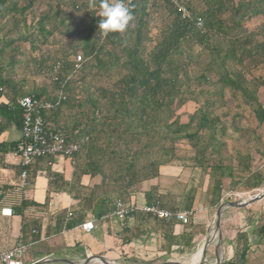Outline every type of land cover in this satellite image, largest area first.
<instances>
[{"label":"trees","instance_id":"16d2710c","mask_svg":"<svg viewBox=\"0 0 264 264\" xmlns=\"http://www.w3.org/2000/svg\"><path fill=\"white\" fill-rule=\"evenodd\" d=\"M179 1L189 10L190 20L180 18L171 0H132L133 19L126 31L103 36L98 0L95 7L92 0H0V27H19L29 20L42 43L58 47L36 71L53 91L41 87L24 96L54 105L63 85L65 101L41 115L44 120L46 114L65 117L50 128L60 129L68 140L86 139L71 157L72 186L82 175L101 176V183L84 196L93 217L108 206L107 187L121 201L142 182L157 177L160 167L174 160L182 141L191 144L196 163L209 165L214 184L209 195L218 200L220 181L232 171L222 163V139L248 133V126H241L242 114L227 110L222 117L219 109L233 103L244 106L258 126H264L259 99L264 90V0ZM69 9L81 12L86 21L72 20ZM197 18L201 28L195 26ZM77 55L82 57L78 67ZM56 62L61 67L53 81L47 75ZM7 83L0 77V87ZM188 102L197 109L182 121L179 110ZM256 144L264 158V144L258 139ZM243 169L250 174L247 188L263 185V174ZM82 216L71 217L69 223H81ZM243 254L224 264H242Z\"/></svg>","mask_w":264,"mask_h":264},{"label":"crops","instance_id":"0c3cea01","mask_svg":"<svg viewBox=\"0 0 264 264\" xmlns=\"http://www.w3.org/2000/svg\"><path fill=\"white\" fill-rule=\"evenodd\" d=\"M37 33L29 20L19 27H0V77L9 82L0 87V253L14 250L22 264H104L102 260L108 264H224L240 260L244 252L242 264H264V197L243 208L228 205L236 201L229 200L236 194H253L264 188V183L247 188L250 174L243 169L247 166L252 174L258 171L264 175L262 148L256 144L257 139L264 144V126L255 120L254 124L242 121L248 133H231L222 139L226 144L222 163L232 171L220 181L218 200L209 195L214 187L209 165L194 161L188 141L177 145L174 160L160 167L157 177L121 198L128 207L158 205L165 210L186 211L190 213L186 225L138 211L124 220L106 217L120 200L117 192L111 193V186L104 194L108 206L98 218L93 217L84 196L88 188L101 183V176L82 175L72 186L71 158L45 156L34 160L28 167V184L21 186L19 162L3 158L20 135L16 102L41 87L53 91L36 71L58 49L57 45L42 43ZM187 115L182 121H187ZM46 116L49 127L65 118ZM96 192L100 196V191ZM221 205L217 228L216 211ZM4 210H10V216ZM68 212L74 220L82 215L85 219L71 224L73 218L67 220ZM88 221L94 229L85 233L79 226Z\"/></svg>","mask_w":264,"mask_h":264},{"label":"built area","instance_id":"2783aa9c","mask_svg":"<svg viewBox=\"0 0 264 264\" xmlns=\"http://www.w3.org/2000/svg\"><path fill=\"white\" fill-rule=\"evenodd\" d=\"M127 6L130 7L132 0H125ZM171 3L176 8L181 19H191V14L187 7L179 0H171ZM197 28L202 27L200 18L195 20ZM77 67L82 61L81 55L75 56L74 59ZM61 67V62H56L52 67V71L48 74L51 80H57L56 73ZM66 97L63 94V85L56 93L54 105H59L65 101ZM17 105L21 110V125L20 135L18 141L15 143L14 148L6 152L3 156L4 159H16L23 170L20 173L21 186H27V173L26 168L37 158L45 156H60L70 159L74 154L80 152L86 142V139L81 137L76 140H68L60 129H53L45 125V120L41 115L42 110L51 109L54 105L50 102H41L35 100L31 96H23L18 99ZM258 193V192H257ZM252 196H248V199ZM150 213L160 220H175L182 225H186L190 220V213L186 211H168L160 208L158 205L145 206L142 208L125 206L120 200H116L110 212L105 215L106 217H113L118 220H124L132 216L135 212ZM7 216H10V210L2 211ZM104 216V217H105ZM72 213L68 212L67 220H70ZM80 229L89 233L94 229L92 222L88 221L81 224ZM0 264H22L18 260L16 252L8 251L0 253Z\"/></svg>","mask_w":264,"mask_h":264},{"label":"clouds","instance_id":"9594fccd","mask_svg":"<svg viewBox=\"0 0 264 264\" xmlns=\"http://www.w3.org/2000/svg\"><path fill=\"white\" fill-rule=\"evenodd\" d=\"M96 4L97 0H92V7ZM98 6L100 9L98 28L101 35L107 36L112 32L126 31L133 15L125 0H98Z\"/></svg>","mask_w":264,"mask_h":264},{"label":"rangeland","instance_id":"374dc122","mask_svg":"<svg viewBox=\"0 0 264 264\" xmlns=\"http://www.w3.org/2000/svg\"><path fill=\"white\" fill-rule=\"evenodd\" d=\"M18 1L20 3L23 2V0H18ZM68 12L72 15V20H74L75 22H77V20H81L83 22L86 21V19L84 18V16L82 15L81 12L80 13L79 12L78 13L77 12L75 13L74 11H72L70 9L68 10ZM228 97H229V95L227 94L226 95V98H228ZM259 99H260L261 103L264 105V90H260ZM227 108L225 107V108L219 109L218 113L221 114L222 117L223 116L225 117V113L224 112H226L227 110L230 111V115L231 114H235V113H240V114H242V117H243V119L241 120V121H243V123H248L249 122V123L254 124V120L255 119L253 118V116L251 115L250 111L246 107L242 106L240 108H237L236 107V103H233V104H229V108L228 109ZM196 109H197V105L196 104H194L193 102H188L184 107H182L179 110V112H183V117L182 118L185 119V116L189 112L195 111ZM228 119H229V117H228ZM232 139L229 140V144L230 145L233 144ZM183 151L184 150H182V152ZM257 165H261V164L260 163H257ZM255 194H257V192L256 193H253V194L247 193V195L246 194H236V195L232 196V198H230L229 200H232L233 201V198H235L236 201H242L243 200L242 198L248 200V196L249 195L250 196H254Z\"/></svg>","mask_w":264,"mask_h":264},{"label":"water","instance_id":"95a60500","mask_svg":"<svg viewBox=\"0 0 264 264\" xmlns=\"http://www.w3.org/2000/svg\"><path fill=\"white\" fill-rule=\"evenodd\" d=\"M263 197H264V188L262 190H260L257 194H255L254 196L249 198L248 200L233 201V202L228 203V205L231 206V207L243 208V207H246V206H248V205L260 200ZM221 210H222V205L219 206V208L216 211V227L217 228H219ZM98 259H101V258H98ZM102 262L104 264H108L104 260H102Z\"/></svg>","mask_w":264,"mask_h":264}]
</instances>
